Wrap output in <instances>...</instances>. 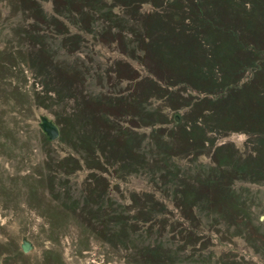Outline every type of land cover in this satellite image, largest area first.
Masks as SVG:
<instances>
[{
  "label": "rangeland",
  "instance_id": "374dc122",
  "mask_svg": "<svg viewBox=\"0 0 264 264\" xmlns=\"http://www.w3.org/2000/svg\"><path fill=\"white\" fill-rule=\"evenodd\" d=\"M0 264H264V0H0Z\"/></svg>",
  "mask_w": 264,
  "mask_h": 264
},
{
  "label": "water",
  "instance_id": "95a60500",
  "mask_svg": "<svg viewBox=\"0 0 264 264\" xmlns=\"http://www.w3.org/2000/svg\"><path fill=\"white\" fill-rule=\"evenodd\" d=\"M175 120L178 121L179 116L176 115ZM41 128L43 129V131L50 140H54L59 137V133H60L59 127L53 120L48 118H43L41 122ZM20 247L23 252H28L32 246L28 240L23 239L20 244Z\"/></svg>",
  "mask_w": 264,
  "mask_h": 264
}]
</instances>
